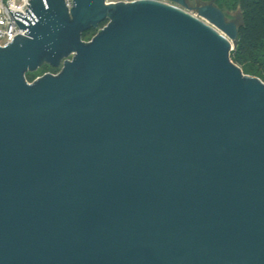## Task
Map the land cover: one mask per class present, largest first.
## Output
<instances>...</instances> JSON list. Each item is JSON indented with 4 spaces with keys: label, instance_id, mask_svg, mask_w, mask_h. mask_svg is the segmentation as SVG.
<instances>
[{
    "label": "water",
    "instance_id": "95a60500",
    "mask_svg": "<svg viewBox=\"0 0 264 264\" xmlns=\"http://www.w3.org/2000/svg\"><path fill=\"white\" fill-rule=\"evenodd\" d=\"M166 1L199 17L9 11L29 30L0 48V264H264V83L231 60L216 0ZM44 64L60 74L28 83Z\"/></svg>",
    "mask_w": 264,
    "mask_h": 264
},
{
    "label": "trees",
    "instance_id": "16d2710c",
    "mask_svg": "<svg viewBox=\"0 0 264 264\" xmlns=\"http://www.w3.org/2000/svg\"><path fill=\"white\" fill-rule=\"evenodd\" d=\"M215 5L223 12L240 8L242 23L238 26V51L231 60L245 75L257 77L264 83V0H216Z\"/></svg>",
    "mask_w": 264,
    "mask_h": 264
},
{
    "label": "built area",
    "instance_id": "2783aa9c",
    "mask_svg": "<svg viewBox=\"0 0 264 264\" xmlns=\"http://www.w3.org/2000/svg\"><path fill=\"white\" fill-rule=\"evenodd\" d=\"M30 1L31 0H0V48L9 46L19 36H27L25 33L29 29L24 30L20 28L9 11L13 13L19 12L26 16V10H28L31 5ZM64 1H66V7L71 10L74 6V0ZM108 2V4H110L109 0Z\"/></svg>",
    "mask_w": 264,
    "mask_h": 264
},
{
    "label": "rangeland",
    "instance_id": "374dc122",
    "mask_svg": "<svg viewBox=\"0 0 264 264\" xmlns=\"http://www.w3.org/2000/svg\"><path fill=\"white\" fill-rule=\"evenodd\" d=\"M110 2H117L118 0H109ZM164 2H167L173 6H177L179 7L178 5L176 4H173L171 2H168L166 0H162ZM212 0H208L207 2H201L200 0H187V3H188V6L189 8H199L203 5H206V4H209L211 3ZM187 12H189L190 14H192L193 16L195 17H199L198 14L193 10H189V9H185L183 7H179ZM226 14H228V16L230 18H232L233 21H236L237 23V26H239L241 23H242V12L240 10V8H238L237 10H231V11H228V12H225ZM109 21H106V22H103L99 25V27L97 29L95 28H92L90 29L89 31L83 33L82 35V40L86 43H89L90 41H92V39L97 36L100 32V30H103L107 25H108ZM238 40V38H237ZM237 40L236 42H232V51H231V55L230 57H233L234 54L236 53L237 50ZM70 60H73L72 57L69 58ZM240 67V66H239ZM241 68V67H240ZM61 69L62 67H59V68H55V67H52L51 65H48V64H44L43 66H41L37 72H30V73H27L26 74V80L28 83L32 84L33 82H35L37 79L47 75V74H52V75H58L60 74L61 72ZM245 75V74H244ZM246 76H250V75H246ZM253 77V76H251Z\"/></svg>",
    "mask_w": 264,
    "mask_h": 264
},
{
    "label": "flooded vegetation",
    "instance_id": "af4514ba",
    "mask_svg": "<svg viewBox=\"0 0 264 264\" xmlns=\"http://www.w3.org/2000/svg\"><path fill=\"white\" fill-rule=\"evenodd\" d=\"M224 13H225V12H224ZM225 15H226V18H227V19H229V20L233 21V20H232V18H230V17L228 16V14H226V13H225ZM233 22H235V23H236V21H233ZM236 24H237V23H236Z\"/></svg>",
    "mask_w": 264,
    "mask_h": 264
}]
</instances>
